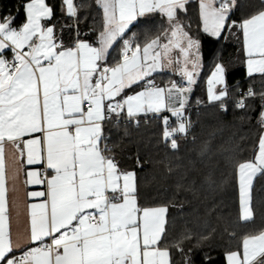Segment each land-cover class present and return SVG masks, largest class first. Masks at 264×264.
<instances>
[{
  "label": "snow or ice",
  "instance_id": "6c2138e0",
  "mask_svg": "<svg viewBox=\"0 0 264 264\" xmlns=\"http://www.w3.org/2000/svg\"><path fill=\"white\" fill-rule=\"evenodd\" d=\"M190 2L94 0L102 23L91 42L80 29L88 18L81 16L86 5L60 0L61 16L71 21L60 27L61 33L65 27L72 33L67 44L57 35L56 8L47 0H22L14 11L0 13V264H174L163 243L168 206L140 205L137 174L120 168L105 126L118 129L122 119L138 124L141 114L168 112L162 117V140L172 151L179 150L180 138L191 128L186 113L202 57L201 39L180 19ZM237 7L238 0H199L200 31L217 42L235 37L247 77L264 79V0L238 21L232 18ZM21 11L24 20L16 25ZM157 12L166 18L167 28L143 44L134 36L126 38L134 21ZM118 42L119 59L109 63ZM173 64L185 84L159 87L148 79ZM226 74L225 65L216 62L207 80L208 103H218L223 111L230 94ZM134 86L141 90L126 94ZM257 96L262 101L258 151L235 168L239 221L244 224L255 220L252 189L255 178L264 175V91L249 85L233 101L244 110ZM9 148L14 157L35 166L26 173V183L46 186V191L29 193L46 199L30 206L28 242L35 246L26 248L14 245L10 231ZM137 166L142 167L139 157ZM191 238L185 235L171 245L184 255V264H193L192 249L186 252L182 246ZM226 261L264 264V228L244 234L240 249L227 252ZM200 264L215 261L206 253Z\"/></svg>",
  "mask_w": 264,
  "mask_h": 264
},
{
  "label": "trees",
  "instance_id": "16d2710c",
  "mask_svg": "<svg viewBox=\"0 0 264 264\" xmlns=\"http://www.w3.org/2000/svg\"><path fill=\"white\" fill-rule=\"evenodd\" d=\"M22 0H0V13L7 14ZM56 8L53 23L57 24V35L67 44L72 33L68 28L60 32L63 24L71 23L59 11L60 0H47ZM84 4L80 29L87 39L95 42L101 28L102 11L94 0H76ZM199 0H191L186 14L180 19L190 25V33L201 39L203 69L192 90L187 115L191 120L188 136L179 140V150L172 151L162 140V117L170 113L146 114L138 117V124L121 122L119 128L106 124L111 132L110 147L114 148L120 168L137 174L138 199L141 206H168L169 227L164 245L170 247L174 264H184L185 257L171 245L190 234L183 247L192 249L193 264H200L202 257L210 254L215 264H227L226 253L237 251L244 234L254 233L264 228V175L255 178L252 198L255 220L244 224L239 221V190L236 178V164L251 160L258 150L262 132L257 115L262 103L259 96L248 100L249 107L235 108L234 99L238 93L251 85L257 92L264 91V79L259 75L248 78L246 64L240 42L232 36L216 41L200 31L198 16ZM261 6V0H238V7L232 18L240 20ZM24 20L23 11L16 20L19 25ZM167 25L160 13L139 17L130 27L126 38L143 44L154 38ZM122 42L111 50L109 63L119 59ZM216 62H222L226 69L229 97L225 104L227 111L219 104H209L207 100V80ZM170 72L155 73L150 78L162 82L172 78ZM133 87L126 92L138 89ZM200 101L201 103H197ZM175 118H171L174 124ZM126 133V134H125ZM208 149L205 152V149ZM137 157L142 167L137 166ZM235 233V236L231 235ZM209 237L204 240L201 237Z\"/></svg>",
  "mask_w": 264,
  "mask_h": 264
},
{
  "label": "crops",
  "instance_id": "0c3cea01",
  "mask_svg": "<svg viewBox=\"0 0 264 264\" xmlns=\"http://www.w3.org/2000/svg\"><path fill=\"white\" fill-rule=\"evenodd\" d=\"M135 22L136 21H134L133 24ZM165 28H167V25ZM201 54H202V50H201ZM7 55L8 58H11V53H8ZM171 55H177V52L173 51ZM160 72H169V71L158 70L154 72L152 75ZM180 81L181 80L179 79L178 82L180 83ZM140 90L141 89L138 88L135 91L127 94H133ZM148 114H155V113H148ZM7 161H8L9 217H10V231H11L12 240L14 245H19L21 248L35 246V245H29L28 242V236L31 225L30 206L33 204H39L43 202L46 198L32 197L29 195V193L46 191V186L29 185L26 183L27 180L26 173L29 170H32V168H34L35 166H29L26 164L25 160L14 157L13 150L11 148H9L7 153ZM152 207H156V206H152ZM17 254H19V251H17Z\"/></svg>",
  "mask_w": 264,
  "mask_h": 264
},
{
  "label": "rangeland",
  "instance_id": "374dc122",
  "mask_svg": "<svg viewBox=\"0 0 264 264\" xmlns=\"http://www.w3.org/2000/svg\"><path fill=\"white\" fill-rule=\"evenodd\" d=\"M163 30V29H162ZM172 56H176V55H172ZM202 69H203V56L201 57V66H200V68L198 69V73H200L201 71H202ZM163 71H169L170 73H173L172 74V78L171 79H169V80H167L166 82H162L161 80H159V79H153V78H148V79H151V80H153L154 81V83L157 85V86H159V87H167V86H169L170 85V83L171 82H176L177 84H185V78H183L180 74H179V69H178V66L176 65V64H173V65H171V66H166V67H164L163 69H162ZM213 70H214V68H213ZM212 70V71H213ZM199 75V74H198ZM210 76H211V73H210V75H209V77H208V79L210 78ZM197 78H198V76L196 77V80H197ZM181 80L180 81V83L178 82V80ZM220 87H222V86H217V88L219 89ZM193 88H194V85H193ZM193 90V89H192ZM206 90H207V88H206ZM133 91H135V90H133ZM133 91H130V92H133ZM130 92H126V94L127 93H130ZM192 93V92H191ZM191 93L189 94V97L191 96Z\"/></svg>",
  "mask_w": 264,
  "mask_h": 264
},
{
  "label": "built area",
  "instance_id": "2783aa9c",
  "mask_svg": "<svg viewBox=\"0 0 264 264\" xmlns=\"http://www.w3.org/2000/svg\"><path fill=\"white\" fill-rule=\"evenodd\" d=\"M9 59H11V58H9ZM244 91H247V90H244ZM241 92H242V91H241ZM236 98H238V96H237ZM236 98H235V99H236ZM152 115H154V114H152ZM137 120H138V118H137ZM122 122H133V123L137 124L136 120L127 121L126 119H122ZM49 242H50V241H49Z\"/></svg>",
  "mask_w": 264,
  "mask_h": 264
}]
</instances>
